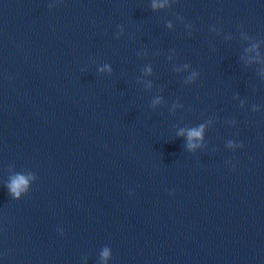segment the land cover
<instances>
[{
  "label": "water",
  "instance_id": "obj_1",
  "mask_svg": "<svg viewBox=\"0 0 264 264\" xmlns=\"http://www.w3.org/2000/svg\"><path fill=\"white\" fill-rule=\"evenodd\" d=\"M0 264H264V0H0Z\"/></svg>",
  "mask_w": 264,
  "mask_h": 264
},
{
  "label": "clouds",
  "instance_id": "obj_2",
  "mask_svg": "<svg viewBox=\"0 0 264 264\" xmlns=\"http://www.w3.org/2000/svg\"><path fill=\"white\" fill-rule=\"evenodd\" d=\"M155 7V5H154ZM202 127L200 129H193L188 132V139H189V147H194V145L191 144V140L193 138H200L202 134ZM28 184V180L22 176L18 175L16 176L11 183L8 185L9 192L15 197H19L20 193L23 192ZM103 257L108 256V251L105 249V251L102 253Z\"/></svg>",
  "mask_w": 264,
  "mask_h": 264
}]
</instances>
